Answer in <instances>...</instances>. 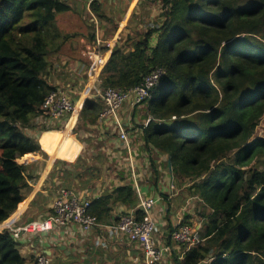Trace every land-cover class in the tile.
Listing matches in <instances>:
<instances>
[{"label":"trees","instance_id":"trees-1","mask_svg":"<svg viewBox=\"0 0 264 264\" xmlns=\"http://www.w3.org/2000/svg\"><path fill=\"white\" fill-rule=\"evenodd\" d=\"M102 3L90 5L104 18ZM138 7L140 16L134 9L124 30L129 32L113 47L94 91L132 88L153 70L164 71L144 101L142 119L151 118L141 126L144 145L167 156L165 167L170 159L174 185L181 192L188 185L209 211L200 214L204 240L176 264H264V138L255 135L264 116V0H139ZM73 9L68 0H0V222L16 212L29 191L33 176L22 162L29 153L48 157L26 129L44 115L46 96L58 88L47 78L53 66L49 54L68 37L57 16ZM90 33L86 48L95 44V32ZM94 91L80 112L77 132L97 124L104 109ZM74 120L75 115L60 134ZM43 148L50 153L52 144ZM80 161L57 160L49 181L58 166L74 170ZM153 171L155 181L165 176ZM69 174L58 175L56 186H67ZM117 203L134 209L138 220L145 218L132 183L106 189L92 199L90 212L108 224ZM190 216L182 222L191 225ZM32 261L38 264L37 257ZM26 263L13 234L0 232V264Z\"/></svg>","mask_w":264,"mask_h":264},{"label":"crops","instance_id":"crops-1","mask_svg":"<svg viewBox=\"0 0 264 264\" xmlns=\"http://www.w3.org/2000/svg\"><path fill=\"white\" fill-rule=\"evenodd\" d=\"M137 2L138 0H135V5H137ZM131 8L132 5L129 9ZM127 23L124 22L123 25H120L109 39H114L120 36V33H125ZM103 31L105 33V27L101 30L102 37ZM87 72L92 85L85 89L84 97L80 102V99H78L80 96L74 98L75 111L57 120H49L41 116L38 118V122L45 123L46 125L43 127L51 128V130L29 133L31 136L37 137L41 144V137L45 132L64 131L75 115V120L71 125L72 128L63 134V139L69 138L68 142L64 140L55 142L50 153L44 150L41 144L42 150L48 157L39 152L29 153V157L22 162L29 164L28 174L33 177L29 180L30 188L25 199L19 203L16 212L10 218L15 222V226H20L30 220L46 217L51 211V204L58 190L63 187H68L77 196L92 201L93 198L98 197L106 189L111 190L115 186L132 183L137 192L140 190L144 197L153 196L157 198V203L153 209L157 220L155 237L161 246L168 247L163 264H176L192 246L178 243L171 238V232L175 226L187 214L191 213L188 210L191 195L184 194L179 189L168 190L169 186L171 188L173 184L171 183L168 186L170 181L168 176L171 171L169 164L167 172L163 168V162L167 156L154 154L144 145L141 129V126H146V119H142V114L145 112L144 102L135 107L126 103L120 109L124 127L130 138L129 148L127 143L120 138V132L110 118L105 121H100L98 118L97 124L88 125L84 130L81 129L83 135L81 136L82 140L80 139L79 133L75 130L78 127L80 112L96 85L92 78L91 66L87 68ZM99 72L100 70L97 74ZM87 89L88 92L86 93ZM75 139L79 145H76ZM57 146L61 148L55 156L54 151ZM150 149L152 150L151 147ZM58 158L73 164L79 158L81 161L74 170L71 167L60 169L61 165L58 166L56 177L49 181L50 173ZM131 160L135 166L134 172L131 170ZM153 169L159 172L162 171L165 176L161 180L155 181L156 174ZM67 173H71L69 174L71 176L69 181H64L67 186H56L57 176L60 174L66 176ZM80 175H84L86 178L84 183L81 182ZM82 185L86 186L81 187ZM186 188H189L188 185L184 187V189ZM131 211H134V209L128 208L125 204L117 203L112 211L111 223H100L89 232L83 231L77 225H69L67 227H56L49 233L39 235L21 234L17 240L20 243L22 253L27 258L26 264H35L32 258L40 254L47 255L51 259V264H144V253L140 243L130 242L127 238L121 237L116 229L118 216ZM189 215H191L192 223L194 222L196 226V236L199 241H203V233L199 231L200 222H196L193 214ZM206 263L210 264V260L200 264Z\"/></svg>","mask_w":264,"mask_h":264},{"label":"built area","instance_id":"built-area-1","mask_svg":"<svg viewBox=\"0 0 264 264\" xmlns=\"http://www.w3.org/2000/svg\"><path fill=\"white\" fill-rule=\"evenodd\" d=\"M99 28V25H97L95 44L86 51L95 83L99 82L101 69L107 63L113 47L119 40L117 37L111 40H104L99 34ZM98 70H100L99 74H97ZM163 74V69H155L144 78L142 83L135 87L128 89L107 87L103 90L97 88L94 91L95 96L100 97L104 103V109L99 115L100 121L110 118L118 128L120 138L127 143L128 148L130 147V138L124 127L120 109L126 103L135 107L150 98ZM42 106L44 110L42 117L49 120L63 118L72 114L76 109L74 99L60 88L51 90ZM150 120V117L147 118L145 125ZM131 170L132 172L135 171L132 160ZM138 196L139 206L143 209L145 218L138 220L134 211L122 213L118 216L116 229L121 237L127 238L130 242L136 241L140 243L144 253V264H163L168 247L165 245L161 246L155 237L157 220L153 214V209L157 203V198L153 196L144 197L140 190H138ZM90 206V199L79 197L72 189L63 187L58 190L51 204V211L46 217L30 220L20 226H15L13 220L7 222L5 220L0 222V232L9 230L16 239L21 234L39 235L49 233L56 227H67L69 225H77L83 231L89 232L100 224L97 217L90 212ZM171 238L178 243L192 246L199 242L193 227L182 221L171 232ZM37 262L38 264H51V259L45 254H40L37 255Z\"/></svg>","mask_w":264,"mask_h":264},{"label":"rangeland","instance_id":"rangeland-1","mask_svg":"<svg viewBox=\"0 0 264 264\" xmlns=\"http://www.w3.org/2000/svg\"><path fill=\"white\" fill-rule=\"evenodd\" d=\"M68 1L72 4L74 9L57 16V25L59 29L61 30L63 35H68V37L64 41L59 51H55V53L49 54V60L51 61L53 66L51 67L50 71L47 72V78H49L58 88L65 90L73 99L76 96H80V98H78L80 99V102L82 97H84L83 94L85 92V89L89 88V86L92 85L91 79H87V65H89L90 61L86 55L83 56L84 50H88V48H86V44L88 36L91 34L90 32H95L97 30V25H99L100 36H102L101 30H103V28L105 27L106 31L105 33L103 31V38L105 40L111 38L115 33L113 32V29L117 28V26L119 28L120 25H123L124 22H128V17H131L130 14H132L131 12H133L135 0H98L99 2H103L101 5V7H103L101 11L104 10V14L106 16H104V18H101L96 12L91 9L90 2L92 0ZM131 5L132 8L129 9ZM153 8L154 9H152V16H157L159 14V9L157 7ZM134 9L136 10V13L138 12V16H140L141 8L138 7V2L137 5H135ZM120 10L122 12H120ZM128 11L129 13H127ZM94 16L96 20L94 19ZM115 25L117 26L115 27ZM128 32L129 31L127 30L125 34H127ZM96 33L97 31L95 32V36ZM121 36L124 35L120 33V36H117V38H119L118 41L121 40ZM87 92L88 89L86 90V93ZM38 121V119L34 120V126L31 128H27L26 131L28 133L41 131V128L46 124L39 123ZM255 132V135L257 137L264 138V116L259 121ZM60 133L61 131L45 132L41 137L42 146L47 147L49 143L54 146L55 142L60 140L68 142L69 138L63 139L64 135ZM78 133L79 137L81 138L83 133L80 130L78 131ZM163 168L167 172V167H165L164 164ZM168 178L170 179L168 186L171 183L173 184L171 185V188L169 186L168 190H177V186L173 183V178H170L169 176ZM184 190V194L188 193V195H191V200H189L188 202V210H190L191 212L189 214H193V218H195L196 222L202 221L203 217H201L200 214L202 212H205V214L209 213V211L207 210V206L199 196L193 195L191 191H189V188H186ZM191 225H195L194 222Z\"/></svg>","mask_w":264,"mask_h":264},{"label":"water","instance_id":"water-1","mask_svg":"<svg viewBox=\"0 0 264 264\" xmlns=\"http://www.w3.org/2000/svg\"><path fill=\"white\" fill-rule=\"evenodd\" d=\"M169 168L171 169L172 167H171V162H170V159H169ZM12 220V218H8L5 222H7V221H11Z\"/></svg>","mask_w":264,"mask_h":264},{"label":"bare ground","instance_id":"bare-ground-1","mask_svg":"<svg viewBox=\"0 0 264 264\" xmlns=\"http://www.w3.org/2000/svg\"><path fill=\"white\" fill-rule=\"evenodd\" d=\"M75 114H76V112H75Z\"/></svg>","mask_w":264,"mask_h":264}]
</instances>
